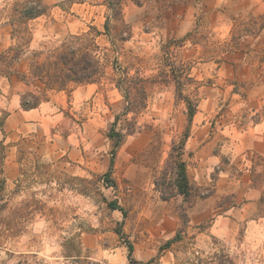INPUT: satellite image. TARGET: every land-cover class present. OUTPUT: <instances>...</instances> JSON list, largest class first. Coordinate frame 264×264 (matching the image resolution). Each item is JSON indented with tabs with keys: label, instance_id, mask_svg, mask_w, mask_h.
Listing matches in <instances>:
<instances>
[{
	"label": "rangeland",
	"instance_id": "374dc122",
	"mask_svg": "<svg viewBox=\"0 0 264 264\" xmlns=\"http://www.w3.org/2000/svg\"><path fill=\"white\" fill-rule=\"evenodd\" d=\"M15 1L0 0V182L6 179L5 190L0 183V264H264V178L253 179L261 189L254 212L224 217L217 214L219 204L244 208L247 202L238 198L245 190L241 169L221 151L211 167L197 161L196 151H181L193 133L187 101L195 104L211 92L216 73L195 80L191 69L198 59L187 56L190 45L168 39L171 26L162 23L161 13L166 8L154 0H124L122 17L108 33V0H43L49 11L26 27L31 43L15 70L27 72L34 55L95 28L102 33L97 43L107 75L91 83L94 90L83 99L76 100L71 87L65 90V120L54 129L60 139L35 133L8 143L4 124L14 91L4 88V53L23 42H13L8 21ZM125 71L134 87L141 78L147 85L146 106L129 114L117 87L119 81L129 84ZM132 98L141 100L137 93ZM226 106L215 107L217 118ZM135 121L138 129L115 149L112 128L127 133ZM70 134L78 162L66 153ZM52 145L63 152L51 154ZM202 155L208 159L209 152ZM179 157L187 164L190 198L174 186ZM163 189L177 195L164 201ZM217 191L230 194L216 200ZM109 202L123 211L110 209ZM148 243L158 254L141 262L139 250Z\"/></svg>",
	"mask_w": 264,
	"mask_h": 264
},
{
	"label": "crops",
	"instance_id": "0c3cea01",
	"mask_svg": "<svg viewBox=\"0 0 264 264\" xmlns=\"http://www.w3.org/2000/svg\"><path fill=\"white\" fill-rule=\"evenodd\" d=\"M154 3L166 8L161 13L164 14L162 23L171 26L166 31L168 39L182 40L192 47L187 56L198 59L196 67L191 69L195 80L202 81L204 76L216 73L209 87L211 92L201 95L195 103L193 133L183 151L186 147L196 151L197 161L201 165L207 162L210 167L219 160L216 151L229 154L242 171L239 182L243 181L245 190L238 198L247 202L244 208L223 209L219 204L217 214L227 217L238 211L254 212L261 189L254 188L253 179L264 178V0H154ZM17 77L14 73L4 78V88L12 87L14 91L4 124L6 142L33 137L35 133L60 139L61 133L54 129L65 120V91L49 92L48 99L38 108L24 110L21 97L25 90L39 94L42 86L28 85ZM91 85L83 90L81 85L71 86V93L76 100L83 99L86 92L90 94L94 90ZM219 104L227 106L218 119L215 107ZM73 138L70 134L65 141L66 153L69 160L78 162ZM61 145H52L51 154L63 152ZM205 151L209 152L208 159L202 155ZM215 194L214 199L220 200L230 193L217 191ZM153 245L148 243L147 249H140L137 260L148 262L156 256L158 249Z\"/></svg>",
	"mask_w": 264,
	"mask_h": 264
},
{
	"label": "trees",
	"instance_id": "16d2710c",
	"mask_svg": "<svg viewBox=\"0 0 264 264\" xmlns=\"http://www.w3.org/2000/svg\"><path fill=\"white\" fill-rule=\"evenodd\" d=\"M123 2L124 0H108V9L111 13L105 25L106 32L109 33L110 23L112 21L120 20L122 17ZM48 11L49 6L46 5L43 0H17L14 2L12 8V17L8 20L12 27L11 34L13 42H16L18 38L23 42L21 44L13 45L4 53V62L6 63L4 64V67L7 70L6 76L10 77L16 73L22 82L28 85L37 83L42 86L41 93H27L21 97V106L24 110L38 108L43 101L47 100V93L49 92L65 91L74 85L96 83L104 79L107 75L108 64L105 63V60L102 57L104 51L97 43V38L102 33L95 28L92 29L91 32L70 36L60 47L50 51L48 54L41 52L34 55L27 72L22 73L15 70L17 63L26 54L27 47L31 43L32 35L30 30L26 27L31 21L47 15ZM43 56H45L44 59H42ZM124 81H129V84L124 85V87L119 81L117 82V87L125 96L128 105L126 114L134 112V110H137L138 108H144L147 103L146 80L141 78L139 83L136 84V87H134L131 85L132 83L125 71ZM135 93L141 96V100L132 98V95ZM187 109L188 124L191 125L197 107L192 101H187ZM137 129L136 121L127 129V133L119 132L116 131L115 128H112L109 137L114 141L115 149L119 148L124 139L128 135L133 134ZM186 137H188L187 134ZM3 145L5 151V142L1 143V146ZM184 146L185 141H183L180 146L181 151L184 150ZM180 156H182V154ZM176 175L177 178L174 186L177 190V194L190 198L192 187L187 173V164L180 157L177 160ZM164 177L166 176H163L162 179ZM107 181L108 180H105V182ZM164 182H166V180H164ZM0 183L4 186L5 190V177ZM162 185L163 183L157 184L158 187H161ZM160 192L162 193V199L164 201H169L177 195L173 192H168L166 189H163ZM108 207L112 210L123 211L116 202H109ZM128 248L130 260L133 262L132 255L134 247L129 243Z\"/></svg>",
	"mask_w": 264,
	"mask_h": 264
}]
</instances>
